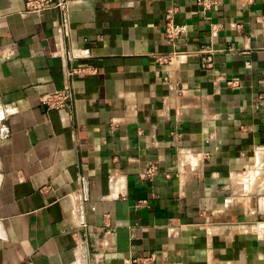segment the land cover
<instances>
[{
	"label": "crops",
	"instance_id": "obj_1",
	"mask_svg": "<svg viewBox=\"0 0 264 264\" xmlns=\"http://www.w3.org/2000/svg\"><path fill=\"white\" fill-rule=\"evenodd\" d=\"M207 2L0 0V264H264V0Z\"/></svg>",
	"mask_w": 264,
	"mask_h": 264
},
{
	"label": "built area",
	"instance_id": "obj_2",
	"mask_svg": "<svg viewBox=\"0 0 264 264\" xmlns=\"http://www.w3.org/2000/svg\"><path fill=\"white\" fill-rule=\"evenodd\" d=\"M252 2L253 0H246ZM70 3V0H26L27 12L33 15H39L51 8H67ZM199 3L204 6V8L210 7V3L207 0H199ZM173 10L167 14L169 22L166 27V35L169 40L173 41L178 38L186 29L185 26L175 24L171 21ZM76 73V70H71L70 75ZM75 101L74 92L65 89L54 91L51 94L45 96L42 102L47 105L49 108H62L71 106ZM156 166L152 165L145 170L144 176L150 177L156 173Z\"/></svg>",
	"mask_w": 264,
	"mask_h": 264
}]
</instances>
